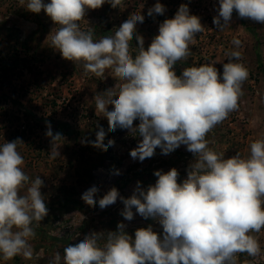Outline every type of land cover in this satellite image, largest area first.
Segmentation results:
<instances>
[{
    "label": "clouds",
    "instance_id": "9594fccd",
    "mask_svg": "<svg viewBox=\"0 0 264 264\" xmlns=\"http://www.w3.org/2000/svg\"><path fill=\"white\" fill-rule=\"evenodd\" d=\"M105 3L117 8L124 0H20L26 10H42L57 26L48 35L49 46L63 59L81 66L85 75L105 78L106 70L117 80L113 88L94 97L95 110L108 121V131L126 129L142 137L131 150L133 159L143 161L160 148L164 155L181 145L195 156L187 178L178 183V170L156 171L155 185L139 187L129 198L121 197L116 188L98 200L104 209L121 199L126 220L136 213L144 218H158L163 233L152 227L139 228L134 239L124 231L91 232L75 245L56 252L49 264H238L237 254L261 255L257 236L264 229V138L249 145V154L239 153L225 159L208 147L207 134L238 108L242 84L248 70L240 62L242 53H227L228 63L220 74L215 63L190 66L177 76L173 66L191 55L190 45L196 34L204 31L200 18L190 15L181 4L175 16L165 19L150 45L145 49L143 37L135 34L141 13L131 15L113 35L94 39L92 28H81L88 10ZM165 6L157 2L147 15H163ZM240 18L264 23V0H219L213 24L219 31L230 25L233 12ZM135 36L136 55L130 51ZM236 48L241 41L233 39ZM109 105L112 110L109 111ZM139 120L138 125L134 121ZM51 138L50 159L60 155L64 141L60 133L47 126ZM101 127L93 147L107 151L114 144L104 143ZM19 138L0 145V259L9 261L20 255L33 258L30 243L35 228L48 215L41 193L40 176L31 179L23 170L24 158L18 151ZM25 190L23 194L21 191ZM98 189L93 186L82 200L95 207Z\"/></svg>",
    "mask_w": 264,
    "mask_h": 264
},
{
    "label": "rangeland",
    "instance_id": "374dc122",
    "mask_svg": "<svg viewBox=\"0 0 264 264\" xmlns=\"http://www.w3.org/2000/svg\"><path fill=\"white\" fill-rule=\"evenodd\" d=\"M157 2L166 11L148 16V9ZM181 4H187L190 15L200 18L204 31L196 34L188 59L173 66L177 76L187 67L209 62L215 63L222 74L223 64L229 62L227 53H242L241 60L234 62L243 63L249 75L242 84L238 108L217 124L206 139L208 147L223 153L225 159L237 153L246 157L251 142L264 138V23L240 18L234 11L230 25L219 31L213 24L219 0H124L117 8L105 3L99 9L88 10L79 23L84 30L92 28L94 39L98 40L113 35L131 15L141 13L145 19L137 23L135 34L143 37L147 49L158 35L159 25L173 18ZM55 27L43 10L35 14L27 11L20 0H0V145L18 138L23 141L18 146L24 158L23 170L31 179H42L41 193L48 208V215L35 228L36 236L30 241L33 258L18 255L9 261L0 259V264H49L57 251L63 255L65 247L79 243L85 235L117 231L120 223L133 239L137 229L149 226L162 235L158 218H144L133 208L134 217L129 221L121 215V199L104 209L98 200L112 188L121 197L129 198L138 182L146 191L155 185L158 177L154 173L158 170L177 169L178 183H182L196 159L185 145L167 155L156 148L151 158L133 159L130 152L138 147L142 137L120 128L109 132L107 119L95 110L94 97L115 87L117 80L110 69L105 78H98L85 75L81 66L63 59L47 41ZM234 38L241 41L239 48L233 45ZM137 44L134 36L130 42L133 56L137 54ZM108 110H112L111 105ZM49 124L54 134L64 137L57 159L49 157ZM138 124L139 120L134 121V125ZM101 127L106 133L104 143L114 141L107 151L91 144ZM93 186L98 189L95 207L81 198ZM253 235L258 238L261 255L239 253L238 264H264V229Z\"/></svg>",
    "mask_w": 264,
    "mask_h": 264
}]
</instances>
